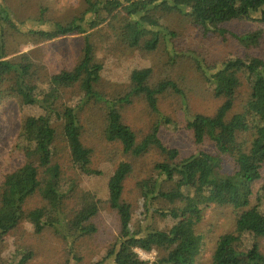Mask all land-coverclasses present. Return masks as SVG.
I'll return each mask as SVG.
<instances>
[{"label":"trees","instance_id":"obj_1","mask_svg":"<svg viewBox=\"0 0 264 264\" xmlns=\"http://www.w3.org/2000/svg\"><path fill=\"white\" fill-rule=\"evenodd\" d=\"M45 1L19 0V8L39 11L32 19L39 24L27 27L31 20L17 18L14 0H0V105L15 102L29 111L12 149L19 160L10 163L0 152V264H28L36 255L18 245L14 257H4L5 238L24 221L35 235L61 243L64 264H75L106 209L118 219V237L92 264H196L204 246L196 227L213 204L235 213V228L219 238L213 264H264V57L255 55L264 42V0H81L71 15L55 0ZM50 9L58 15L51 21L44 19ZM172 16L189 25L185 35L170 27ZM243 21L258 26L231 33L229 26ZM195 30L203 40L231 34L239 51L224 59L210 55ZM24 38L35 48L19 51ZM162 46L168 53L163 65L135 69L123 93H107L103 51L146 57ZM50 47L58 51L55 62L46 59ZM193 72L201 87L223 100L212 116L189 112L187 74ZM162 98L185 115L183 128L198 147L187 157L161 138L163 126H177L161 117ZM137 100L159 117L142 138L126 118ZM235 107L240 111L233 113ZM100 143L115 166L106 199L79 190L59 165L67 148L80 175L102 176L93 161ZM153 150L162 161L137 185L142 215L152 223L133 230L136 210L123 197L125 183ZM33 198L41 203L28 209ZM168 217L172 227L156 226ZM138 250L163 253L151 262Z\"/></svg>","mask_w":264,"mask_h":264},{"label":"rangeland","instance_id":"obj_2","mask_svg":"<svg viewBox=\"0 0 264 264\" xmlns=\"http://www.w3.org/2000/svg\"><path fill=\"white\" fill-rule=\"evenodd\" d=\"M32 0H24L25 4L31 5ZM42 4H46L45 0H42ZM56 5L63 6L66 9V13L72 14L76 11L81 0H55ZM22 2V0H21ZM12 5V11L17 14V18L24 21L31 20L27 27H34L39 22L32 21L33 18L39 17V11L36 8H19V0H14ZM18 11H21L19 14ZM58 16L50 9L46 12L44 19L51 21L54 17ZM170 27L177 30L178 33L186 34L185 30L189 26L182 18L178 16H172L168 20ZM35 24V25H34ZM258 25L243 21L236 22L230 25V31L233 34L243 33L247 30L257 28ZM196 30L193 32L195 33ZM199 38L201 37L198 32L195 33ZM19 36V34H14ZM228 34L225 37H215L205 41L206 52L210 55L217 56L220 59L235 55L239 51V46L232 37ZM68 47H65L67 53H72L71 44L67 43ZM38 45V44H37ZM16 46L15 39H12V49ZM35 45L29 42L28 38L23 39L21 45H17L18 50L21 52H28L34 49ZM64 50V51H65ZM57 50L54 47H50V52L46 56L49 62H55L57 59ZM255 55L264 57V42L260 48L256 49ZM105 56L104 64L107 71L105 82L109 84L104 85L109 95L113 93H123L130 84V75L135 69H142L151 67L157 69L160 65H163L168 60V53L165 46H162L157 52L143 57L138 52H132L128 50H121L119 48L112 51H103ZM198 75L193 73L187 74L188 95H189V112L204 114L212 116L215 114L219 106L223 103V100L216 99L203 87L198 84L200 81L197 79ZM175 102L170 99H161L159 103V109L161 117H169L177 123V126H163L161 128V138L165 145L176 149L181 158L187 157L193 154L197 149V145L191 134L184 129V113L180 110L181 107H177ZM240 111L239 107L233 109V113ZM29 113L26 109L20 110L15 102L3 103L0 105V152L4 154L6 161L15 163L18 159L12 151L15 146V138L20 132L21 120ZM232 116V115H231ZM127 123L133 128L140 138L147 132H149L150 122H155L159 117L151 112H145L144 106L140 101H136L133 105L128 107V113H126ZM178 127V128H177ZM89 141H92L89 139ZM93 143V142H91ZM105 145L111 147L112 145ZM206 150L212 149L211 145H207ZM103 148L101 143L96 151L93 159L94 166L102 172L100 177H85L80 175L73 169L71 163L70 153L67 148H63L62 157L59 160V165L66 179H74L77 181L79 190H89L96 194L100 199H106L108 194V182L111 174L113 173L115 166L108 162L104 158ZM19 160V159H18ZM155 161H162L160 155L156 151H151L147 156L141 158L134 164V173L127 179L125 183L124 199L131 203L135 208V213L132 220V229L143 228L152 223L151 219H144L142 215L144 212L143 199L138 194L137 185L142 179L148 178L152 174ZM41 203L40 198H33L27 208L32 209L39 206ZM175 224L170 217L164 220L157 219L156 226L161 229L170 228ZM99 230L92 238L87 239L84 242L83 249L79 251V255L83 257L82 260L74 259L75 264H92L94 261H98L104 254L106 248L110 246L114 238L118 237V219L109 211L104 210L99 217ZM235 228V213L230 206H218L213 204L208 207L203 213L201 222L196 227V233L203 236V251L198 256L196 264H213L212 255L216 248L219 238L228 232L233 231ZM56 242V241H55ZM52 241L49 238H42L34 234L32 227L26 221L22 222L14 231H12L6 238L3 245L4 257L10 260L16 254L17 246H30L36 255L29 261L28 264H64L66 262V255L62 248L61 243ZM143 260L154 262L162 253L153 250L146 253L143 251H137Z\"/></svg>","mask_w":264,"mask_h":264}]
</instances>
